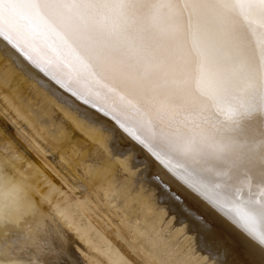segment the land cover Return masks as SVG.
<instances>
[{"label":"bare ground","instance_id":"1","mask_svg":"<svg viewBox=\"0 0 264 264\" xmlns=\"http://www.w3.org/2000/svg\"><path fill=\"white\" fill-rule=\"evenodd\" d=\"M0 107V264H264V0H0Z\"/></svg>","mask_w":264,"mask_h":264},{"label":"rangeland","instance_id":"2","mask_svg":"<svg viewBox=\"0 0 264 264\" xmlns=\"http://www.w3.org/2000/svg\"><path fill=\"white\" fill-rule=\"evenodd\" d=\"M13 124L14 123L11 121L10 116L7 114V112H4L3 109H1V107H0V131H1V134H0V146L4 144V142H5L4 139L8 138V140L10 139L9 141H12V143L15 145V148L17 150H19L20 153L22 152V154L25 157H29L31 160L36 161L35 154L33 152H31L30 149L27 150L26 145L24 144V141L20 138V136H18L19 134H17V130H16V127H18V126H15ZM23 126L25 127V125H23ZM25 129L27 130L28 128L26 127ZM66 134L68 135L67 141H69V142H70V140L76 138V135H77L75 132L74 133L70 132V130H68V133H66ZM42 145L44 146L43 143H42ZM5 146L6 145H4V147ZM45 149H46L45 157H47V159L51 163L55 164L56 167L61 168V165L58 164V156H56L57 153L56 152H52L48 146H45ZM7 151L9 152L8 149H7ZM5 153L6 152L3 151V149H0V179H9L10 180L11 178H13L11 176H14V174H13V169L6 162L7 155ZM64 169H63V171L66 173L68 178H70V180L72 182H75L74 179L71 177V174H70L68 168L64 167ZM76 172L82 178H84V177L86 178V175H85L84 171L82 170L81 166H77L76 167ZM79 180L82 181L81 178ZM75 192H77L78 195H80V193H82L81 189L80 190L79 189L75 190ZM72 196H74V195L72 194ZM179 200L181 202V198H179L177 195H175L176 203L179 204V205H183V202H181V204H180ZM185 203L190 204V202L188 203L187 200H186ZM197 206H199V205L198 204L196 205L194 203L189 205V207H192L193 209H194V207H196L195 209L198 210ZM102 207L104 208V206H102ZM109 215H111L113 217V215L110 212H109ZM0 221L4 222V221H6V219H4L3 217L0 216ZM207 223L208 222H206V224ZM213 225L214 224L212 223L211 229L214 228ZM229 230H231V229H229ZM231 231H229L228 234H225V233L223 235L222 234L221 235L218 234V236H217L218 238L214 239L218 243H216L215 241L213 242V245H215L216 247L220 248L219 251H220V255H221V260L224 262V264H263L261 260H260V262H259V260H256L255 259L256 257L255 258L248 257L247 252L243 253V251H242L241 252L242 254L240 253V255H238L239 253H237V252L235 253L234 252V250L232 249L233 248V246H232L233 240L230 238L231 237L230 235H233L231 233ZM215 234H216V232H212V237L213 238L215 237ZM118 236L122 239L123 243L127 247H129V249H133L132 248L133 244H131V242H130V240L128 238H126L125 236H122L121 234L118 235ZM223 236H225V237H223ZM95 239L97 240V238H95ZM236 246H239V245H236ZM244 246L248 247L245 244H244ZM248 249L253 251L250 248H248ZM74 253H76L79 258L81 257V255L76 251L75 248H74ZM253 254H255V253H253ZM257 254H259V256H262L261 253H257ZM243 258H245L246 260L243 259ZM139 260H140L141 264H145V262H143V259H139ZM60 262H61V264H69L68 261L66 260V258L61 260ZM120 264H131V263H129V260H124L123 262H120Z\"/></svg>","mask_w":264,"mask_h":264}]
</instances>
